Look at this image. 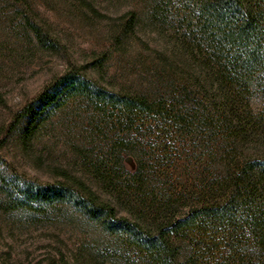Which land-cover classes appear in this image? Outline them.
I'll return each mask as SVG.
<instances>
[{
	"label": "trees",
	"instance_id": "16d2710c",
	"mask_svg": "<svg viewBox=\"0 0 264 264\" xmlns=\"http://www.w3.org/2000/svg\"><path fill=\"white\" fill-rule=\"evenodd\" d=\"M152 12L164 43L154 93L70 70L24 111L28 140L58 110L81 108L104 135L85 166L110 197L82 178L0 174L4 208L71 205L118 236L132 264H264V0H156ZM137 23L133 14L122 31Z\"/></svg>",
	"mask_w": 264,
	"mask_h": 264
},
{
	"label": "rangeland",
	"instance_id": "374dc122",
	"mask_svg": "<svg viewBox=\"0 0 264 264\" xmlns=\"http://www.w3.org/2000/svg\"><path fill=\"white\" fill-rule=\"evenodd\" d=\"M156 0H0V174L38 183L84 179L104 197L88 172L86 154H98L104 135L81 108L58 110L26 140L28 105L58 77L78 70L112 90L152 92L156 50L164 43L149 25ZM138 23L122 31L132 15ZM35 26L54 44L45 47ZM128 170L135 159L125 156ZM154 185L160 181L155 177ZM0 180V264H132L118 236L71 205L36 212L6 210ZM119 210L126 213L122 203Z\"/></svg>",
	"mask_w": 264,
	"mask_h": 264
}]
</instances>
